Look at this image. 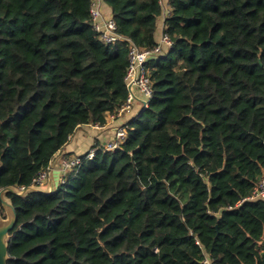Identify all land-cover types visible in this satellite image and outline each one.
<instances>
[{"label":"trees","instance_id":"1","mask_svg":"<svg viewBox=\"0 0 264 264\" xmlns=\"http://www.w3.org/2000/svg\"><path fill=\"white\" fill-rule=\"evenodd\" d=\"M105 2L118 34L157 46L162 0ZM168 3L172 45L121 148L98 141L51 193L6 194L8 264H264V0ZM91 5L0 0V190L30 188L129 96V42L105 44Z\"/></svg>","mask_w":264,"mask_h":264},{"label":"built area","instance_id":"2","mask_svg":"<svg viewBox=\"0 0 264 264\" xmlns=\"http://www.w3.org/2000/svg\"><path fill=\"white\" fill-rule=\"evenodd\" d=\"M101 1L102 0H92L91 5L92 25L94 30L99 34L100 39L105 44H112L120 40H127L129 42V66L127 70L126 81L130 93L125 104L117 111V113L107 116V121L108 117H111V120L115 121L121 117H124L126 114H129L133 110L134 104L137 100L135 89H137L142 96V108L148 107L149 102L153 97V87L146 64L151 58L162 56L164 51L171 47L172 41L163 32L155 48L149 50L138 47L133 42L117 33V27L113 17L106 19L103 16ZM162 4L163 17L165 19V17L170 14V8L167 0H162ZM106 125L107 123L105 125L95 124L93 126L97 129H103L106 127ZM127 134L128 129L125 124L117 126L115 129L114 138L107 142L103 146V149L105 151H115L121 148L127 138ZM95 153L96 149L92 148L86 154V158L92 159L95 156ZM81 163V156H72L70 158L61 157L54 166H52L51 162L46 169H43L41 172H39L33 179L32 186L42 187L45 184H49L50 179L54 177L55 170L60 172L59 182L64 183L66 174L75 167L81 165ZM19 190L23 191L25 188L22 187L19 188ZM250 200H264V178L255 187ZM197 243L199 244V242ZM202 263L213 264L211 258L207 255L205 256Z\"/></svg>","mask_w":264,"mask_h":264},{"label":"crops","instance_id":"3","mask_svg":"<svg viewBox=\"0 0 264 264\" xmlns=\"http://www.w3.org/2000/svg\"><path fill=\"white\" fill-rule=\"evenodd\" d=\"M101 6H102L101 8H102L103 16L106 19L111 18L112 12L110 7L106 4L105 0L101 1ZM164 22L165 20L163 16L158 19V30L156 33V38L158 41L160 40L163 34ZM135 93L137 100L134 104L133 110L129 114H126L124 117H121L115 121H112L111 117H108L107 125L103 129H97L93 125H85L80 127L71 137L70 143L64 148V153L72 154L71 157L81 156L89 152L98 141L102 146H104L107 142L111 141L114 138L116 127L119 125H124L131 119H134V117L138 116L141 110L143 109L142 96L137 89H135ZM88 140L92 141V143L88 144V149L82 150L81 149L82 143L87 142ZM70 146H73V148H71ZM60 158L57 159V162ZM48 187L49 184L47 185V188Z\"/></svg>","mask_w":264,"mask_h":264},{"label":"water","instance_id":"4","mask_svg":"<svg viewBox=\"0 0 264 264\" xmlns=\"http://www.w3.org/2000/svg\"><path fill=\"white\" fill-rule=\"evenodd\" d=\"M64 153V148L58 152V154L52 160V166L57 162ZM60 172L58 170L54 171V177L49 181V187L44 189L41 187L31 186L28 189L20 191L15 187H7L0 190V201L2 207L5 211L6 217H3L0 212V264H8L9 261V241L11 237V232L15 229L17 225V213L12 204V202L6 197L7 193H13L19 196H24L29 190L43 191L51 193L55 187L59 185Z\"/></svg>","mask_w":264,"mask_h":264},{"label":"rangeland","instance_id":"5","mask_svg":"<svg viewBox=\"0 0 264 264\" xmlns=\"http://www.w3.org/2000/svg\"><path fill=\"white\" fill-rule=\"evenodd\" d=\"M91 143H92V141H89V140H88L87 142H83V143H82V148H81V149H82V150L88 149V144H91ZM70 147L73 148V146H70ZM47 185H48V184H45V185L42 186L41 188H44V189H45V188H47Z\"/></svg>","mask_w":264,"mask_h":264}]
</instances>
